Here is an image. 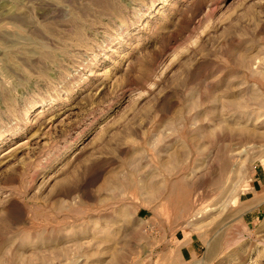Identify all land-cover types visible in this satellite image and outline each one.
<instances>
[{
    "label": "rangeland",
    "instance_id": "obj_1",
    "mask_svg": "<svg viewBox=\"0 0 264 264\" xmlns=\"http://www.w3.org/2000/svg\"><path fill=\"white\" fill-rule=\"evenodd\" d=\"M0 264H264V0H0Z\"/></svg>",
    "mask_w": 264,
    "mask_h": 264
}]
</instances>
